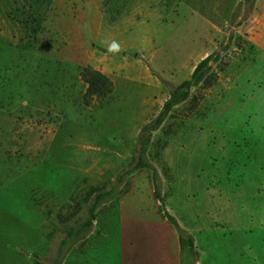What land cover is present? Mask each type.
Returning <instances> with one entry per match:
<instances>
[{
    "label": "rangeland",
    "instance_id": "obj_1",
    "mask_svg": "<svg viewBox=\"0 0 264 264\" xmlns=\"http://www.w3.org/2000/svg\"><path fill=\"white\" fill-rule=\"evenodd\" d=\"M242 1L0 0V264H121L124 233L128 263L173 251L166 212L181 264H264V0Z\"/></svg>",
    "mask_w": 264,
    "mask_h": 264
},
{
    "label": "trees",
    "instance_id": "obj_2",
    "mask_svg": "<svg viewBox=\"0 0 264 264\" xmlns=\"http://www.w3.org/2000/svg\"><path fill=\"white\" fill-rule=\"evenodd\" d=\"M256 1L257 0H243L242 4L244 6H252ZM215 56H217L216 53L203 60L196 68L191 79L185 81L184 83L177 86L173 90L170 99L165 104L159 116L154 120L153 123L145 127L140 137L141 157L137 169L151 168L144 161V157L146 155L148 147L150 146L153 134L162 127V125L164 124L168 116L171 114V112L176 107L186 102L191 96L192 92L203 82L204 77L212 67V62L214 61ZM81 77L84 80V82L88 85V91L85 95V100L87 103L90 104L94 102L101 103L105 101L109 97V95L112 94L114 85L112 81L101 72L92 69H87L82 73ZM155 176L156 177L154 178V181H155L156 193L158 197L161 198L159 181L157 175ZM161 202L164 204L163 199H161ZM165 214L168 221L171 224H173L180 233L179 238H180L181 251L183 253L188 251L192 254H195L196 245L193 238L185 237L183 235V229L181 228L177 220L174 217L170 216L169 213L166 212Z\"/></svg>",
    "mask_w": 264,
    "mask_h": 264
},
{
    "label": "crops",
    "instance_id": "obj_3",
    "mask_svg": "<svg viewBox=\"0 0 264 264\" xmlns=\"http://www.w3.org/2000/svg\"><path fill=\"white\" fill-rule=\"evenodd\" d=\"M258 1V0H257ZM256 1V2H257ZM264 19L260 22V30H262L264 28ZM260 37V36H259ZM259 43L260 45H262L263 49H264V35L261 36L259 38ZM161 226H163L164 228L168 229V231L170 232L172 238H173V251H170V248L168 250H162L161 253H149L148 248H144V252H140V253H135L133 259L136 260L135 261H131L130 263H128V259L125 255V246H127V243L129 241H125V233L122 234L121 238H122V255H121V264H181L180 262V240L178 241V237L176 238L174 235V232L172 231V229L167 225L168 223H160ZM147 225H151V223L147 222ZM125 226V225H124ZM123 226V227H124ZM135 240L137 238H134ZM138 239L140 241H142L143 239L139 238ZM164 238L160 239L163 240ZM124 241V242H123ZM143 242H145L146 245H148V239H144ZM124 243V244H123ZM131 244V243H129ZM128 247V246H127Z\"/></svg>",
    "mask_w": 264,
    "mask_h": 264
},
{
    "label": "clouds",
    "instance_id": "obj_4",
    "mask_svg": "<svg viewBox=\"0 0 264 264\" xmlns=\"http://www.w3.org/2000/svg\"><path fill=\"white\" fill-rule=\"evenodd\" d=\"M116 48H117V45H116L115 43H113V44L111 45L110 51H111V50H115Z\"/></svg>",
    "mask_w": 264,
    "mask_h": 264
}]
</instances>
